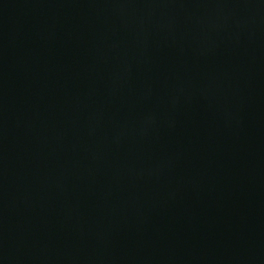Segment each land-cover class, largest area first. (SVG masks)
<instances>
[{
    "label": "water",
    "instance_id": "95a60500",
    "mask_svg": "<svg viewBox=\"0 0 264 264\" xmlns=\"http://www.w3.org/2000/svg\"><path fill=\"white\" fill-rule=\"evenodd\" d=\"M0 264H264V0H0Z\"/></svg>",
    "mask_w": 264,
    "mask_h": 264
}]
</instances>
